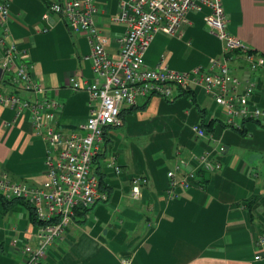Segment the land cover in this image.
<instances>
[{
    "label": "crops",
    "instance_id": "crops-1",
    "mask_svg": "<svg viewBox=\"0 0 264 264\" xmlns=\"http://www.w3.org/2000/svg\"><path fill=\"white\" fill-rule=\"evenodd\" d=\"M51 1L11 0L7 25L10 40L32 64V77L61 106L57 128L76 130L87 118L88 99L86 93L72 91L68 80L94 79L90 48L86 36L70 33L58 16L43 19ZM123 1L128 0H96L95 23L113 58L126 32L115 21ZM222 6L229 33L264 57V0H222ZM207 13L189 12L181 36L157 33L145 53L146 66L163 61L171 70L186 72L220 58L222 44L204 24ZM1 55L0 48V60ZM231 68L241 79L257 80L254 101L264 106V70L249 73L241 57ZM120 119L121 126L104 130L95 159L107 201L75 214L64 236L48 249L44 264H122L124 259L130 264H264V249L257 244L264 235V125L243 122L242 134L228 128L223 110L199 89L176 90L169 101L141 99L122 107ZM195 125L208 137H197ZM206 153L221 170L201 174L195 186L169 199L168 170L180 159L191 162ZM44 160L45 144L29 114L16 116L0 104V170L13 181L38 186L44 181ZM137 177L147 178L148 184L141 198L133 200L131 181ZM33 230L26 205L0 200V264L20 262Z\"/></svg>",
    "mask_w": 264,
    "mask_h": 264
},
{
    "label": "built area",
    "instance_id": "built-area-1",
    "mask_svg": "<svg viewBox=\"0 0 264 264\" xmlns=\"http://www.w3.org/2000/svg\"><path fill=\"white\" fill-rule=\"evenodd\" d=\"M11 0H0V104L13 109L16 116L28 113L32 128L45 144L44 181L35 186L11 180L0 170V198L22 202L31 207L41 222L23 244L18 264H44L51 245L60 240L75 218L76 209L89 210L98 202H106L107 192L101 191L94 173V157L100 153L104 130L122 125V107H133L141 99L158 96L172 100L175 91L199 89L210 96L224 112L225 125L241 129L243 122L264 125V106L254 101L257 80L239 78L231 62L238 57L247 62L249 73L264 70V57L250 53L240 39L229 33L222 0H128L120 3L115 21L126 26L119 39L116 58L107 51L108 40L98 29L95 15L96 0H52L43 19L58 16L74 35L87 38L92 72L91 81L68 80L72 91L87 95L88 113L85 122L76 130L57 128L60 104L48 97L47 90L32 77V64L26 53L10 40L8 19ZM207 9L204 24L210 34L222 44V55L186 72L169 69L163 61L154 67L146 66L145 53L157 33L181 36L189 12ZM199 138L208 134L199 126L192 128ZM192 162V163H191ZM180 159L166 173L167 196H178V190L195 186L201 174L221 170V164L208 153L194 159ZM114 172L120 174L118 166ZM147 178L131 181L130 195L141 198ZM17 240L13 241L16 245ZM264 249V235L257 241ZM261 256H255L259 260ZM122 264H130L124 259Z\"/></svg>",
    "mask_w": 264,
    "mask_h": 264
},
{
    "label": "trees",
    "instance_id": "trees-1",
    "mask_svg": "<svg viewBox=\"0 0 264 264\" xmlns=\"http://www.w3.org/2000/svg\"><path fill=\"white\" fill-rule=\"evenodd\" d=\"M249 52H250V53H251V52L253 53V51H251V50H249ZM186 92H189V91H186ZM248 122H250V121H248ZM254 123H256V122H254ZM257 124H259V123H257ZM201 126H202V125H201ZM202 127H205V126H202ZM232 130H234V131H236V132L242 134V131H240V130H237V129H232ZM95 159H96V156H95L94 159H93V164H94V173H95V175H96V177L98 178V181H99V188H100L101 191L107 192V194H108L107 187H106V185H105L104 182H103V178H102V176H101V174H100V172H99V168H96V166H95ZM0 200L3 201V204H4V205H7V204H9V203H13V202H15V201H7V200H4L3 198H0ZM21 203H22V202H21ZM24 205H26V204H24ZM26 207H27L28 210H29V219H30L31 224H32L33 226H35V227L39 226V225L41 224V222H39V221L36 219V216H35V213H34L33 209H32L31 207L27 206V205H26ZM84 211H87V209H80V208H78V209H76L75 212H76V214H77V213H80V212L83 214ZM84 213H85V212H84Z\"/></svg>",
    "mask_w": 264,
    "mask_h": 264
},
{
    "label": "water",
    "instance_id": "water-1",
    "mask_svg": "<svg viewBox=\"0 0 264 264\" xmlns=\"http://www.w3.org/2000/svg\"><path fill=\"white\" fill-rule=\"evenodd\" d=\"M1 76H2V69L0 68V79H1Z\"/></svg>",
    "mask_w": 264,
    "mask_h": 264
}]
</instances>
